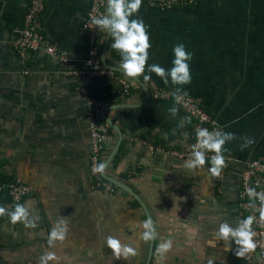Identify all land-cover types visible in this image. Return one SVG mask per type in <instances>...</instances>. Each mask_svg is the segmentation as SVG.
I'll return each instance as SVG.
<instances>
[{
    "label": "crops",
    "instance_id": "crops-1",
    "mask_svg": "<svg viewBox=\"0 0 264 264\" xmlns=\"http://www.w3.org/2000/svg\"><path fill=\"white\" fill-rule=\"evenodd\" d=\"M90 1H44L41 33L79 71L66 76L42 49L19 54L12 46V30L20 26L30 0H0V177L29 187L20 203L27 201L39 217L35 228L0 217V264H38L59 217L70 221L68 239L54 249L60 264L144 263L149 243L139 239V222L146 219L142 209L123 190L114 187L108 194L92 188L85 96L103 102L101 113L122 134L104 175L132 190L156 222L149 264H207L209 259L236 264L223 241L215 248L207 242L220 220L241 218L239 175L246 163L264 158V0H194L189 8L166 11L143 4L139 12L150 33L149 64L170 69L179 42L194 53L191 84L174 86L169 80L165 85L155 74L151 80L161 88L182 87L200 99L217 127L236 134L225 145L229 159L221 177H211L208 164L203 171L179 167L192 145L190 124L179 126L186 117L181 109L176 106L178 114L172 116V102L151 100L126 76L130 92L121 99L114 77L84 70L90 44L82 23ZM103 39L104 34L93 58L118 75L108 44L101 57ZM138 80L148 91L143 77ZM108 133L101 163L118 140L109 126ZM242 137L253 141L243 150ZM109 234L131 242L138 255L114 259L106 245ZM169 238L172 250L158 255L156 247ZM252 264H264V256L256 255Z\"/></svg>",
    "mask_w": 264,
    "mask_h": 264
},
{
    "label": "clouds",
    "instance_id": "clouds-1",
    "mask_svg": "<svg viewBox=\"0 0 264 264\" xmlns=\"http://www.w3.org/2000/svg\"><path fill=\"white\" fill-rule=\"evenodd\" d=\"M143 5V0H106L105 11L99 15H91L90 23L100 31L106 32L111 38V48L119 53L120 62L119 70L124 76L130 79L143 77L145 82L152 79L151 74L159 77L165 85L174 86L189 85L192 82V73L190 61L194 53L186 49L182 42L173 46L174 58L172 67L166 69L159 63L149 64L150 33L145 25L143 18L139 15ZM147 73V74H146ZM175 102L178 104L185 96L188 95L182 87H176L172 93ZM172 116L178 114L176 106L168 109ZM190 118L184 117L180 123L183 127L185 123H190ZM196 142L191 145L190 155L180 165V168L187 170H205L211 177H219L224 168L227 167L228 156L225 155L227 149L225 145L234 139L236 134L225 132L216 127L209 130L205 127H197L195 130ZM244 143L240 145L241 150L249 147L253 141L248 137H242ZM208 153H213L210 157ZM105 164L99 163L93 166L94 174L105 173ZM260 187H246L245 192L249 203L247 207L253 213L258 212L259 217L255 214H249L244 218H238L235 221L220 220L212 238L208 240L210 247H217L220 241L224 242V251H232L233 242L236 245L234 252L238 258H243L246 254L254 252L258 247L256 240L257 235L253 225L257 222L264 223V189L257 191ZM0 217H8L9 222L13 225L23 224L25 228L37 227L39 217L34 216L30 210V205L24 203H15L11 207L0 205ZM69 218L59 217L53 224L47 237V249L39 257L38 264H60L61 257L54 250L68 239L70 235ZM135 223V222H133ZM143 231L139 234V239L145 243L153 242L157 239V225L151 216L139 222ZM106 245L111 249L114 259H127L138 255L137 247L131 242L122 238L120 235L109 234L106 237ZM173 248L171 238L160 243L155 252L163 256ZM207 264H214L209 259Z\"/></svg>",
    "mask_w": 264,
    "mask_h": 264
},
{
    "label": "built area",
    "instance_id": "built-area-1",
    "mask_svg": "<svg viewBox=\"0 0 264 264\" xmlns=\"http://www.w3.org/2000/svg\"><path fill=\"white\" fill-rule=\"evenodd\" d=\"M45 0H30L29 5L22 17L20 26L14 27L12 32L14 39L12 46L19 54L42 49L46 55L57 61V65L60 71L66 76L77 75V71L65 52L59 51L55 44L46 40L41 31L40 14L44 7ZM143 4L147 7L166 11L173 8H181L188 5H193L194 0H143ZM106 0H91L89 9L86 13L85 19L82 23V29L87 33L88 42L90 44L89 57L85 61V71L93 75H104L114 77L119 85L118 96L124 99L130 92L129 79L124 75L112 72L105 69L94 60L96 54L97 43L102 38L104 32L95 28L90 23L91 15H99L105 11ZM111 38L109 37L108 46L113 51L117 64L119 65L120 56L119 53L111 48ZM148 88L149 98L153 101L159 102H172L177 106L184 115L190 118V138L192 144L196 142L195 130L197 127H205L210 131L217 127L212 116L207 113L199 98L192 96H185L178 104L172 93L175 91L173 88H161L158 87L154 81L150 80L145 82ZM86 104V123L89 136V153L87 155L88 172L92 179V188L104 191L111 194L114 191V186L102 178L101 174H94L92 169L96 164L101 163V155L108 140V126L103 121L101 116V110L103 108V102L85 96ZM158 150V149H156ZM173 155H178L176 152H171ZM213 153H208L209 157ZM190 152L186 154L189 157ZM223 173V171H222ZM222 173L219 177L222 176ZM259 184L260 187L257 191L264 189V158L253 160L246 163L239 175L238 189L236 192V205L237 210L241 218L248 216L249 214H255L257 218L259 213H253L247 205L249 203L246 195V187H256ZM5 191L12 203H20L22 199L28 194L29 187L25 184L15 180L7 184L0 183V193ZM257 235L254 238L258 244V247L254 252L246 254L243 258H237L236 264H252L255 256H264V223L257 222L253 225ZM236 245L233 246V251ZM235 254V252H234Z\"/></svg>",
    "mask_w": 264,
    "mask_h": 264
},
{
    "label": "water",
    "instance_id": "water-1",
    "mask_svg": "<svg viewBox=\"0 0 264 264\" xmlns=\"http://www.w3.org/2000/svg\"><path fill=\"white\" fill-rule=\"evenodd\" d=\"M108 40H109V37H108L107 33L105 32L104 33L102 50H101V57L104 54V51H105V49L107 47ZM115 71L123 75V73L119 69H116ZM132 80L136 81L141 87H143L146 95L148 96L147 89L140 83V81L138 79H132ZM113 108L117 109L118 107H113ZM104 110H106V109H104ZM102 113H101V116H102L103 121L107 124V126H109L112 130H114V132H116L117 137H118V140H117L114 148L111 150L110 154L108 155V157L103 162V164H105V166H107L108 162L111 160V157L114 155L115 151L117 150V148L119 146V143H120L121 138H122V134H121L120 130L116 126L112 125L109 122V120H107L106 117ZM101 176H102L103 179H105L107 182H109L115 188L123 190L124 192L129 194L136 201V203L139 205V207L142 209V211H143V213L145 215V218L146 219L148 218V214H147V211H146L144 205L142 204V202L139 199V197L132 190H130L124 184H122V183L118 182L117 180H114V179H112V178H110V177H108V176H106L104 174L101 175ZM152 246H153V242H149L148 250H147L146 257H145V260H144L143 264H149V261H150V258H151ZM3 264H7V263H3Z\"/></svg>",
    "mask_w": 264,
    "mask_h": 264
},
{
    "label": "trees",
    "instance_id": "trees-1",
    "mask_svg": "<svg viewBox=\"0 0 264 264\" xmlns=\"http://www.w3.org/2000/svg\"><path fill=\"white\" fill-rule=\"evenodd\" d=\"M190 6L192 5H188V6H184V7H181V8H189ZM205 110V109H204ZM206 111V110H205ZM207 112V111H206ZM208 113V112H207ZM190 124V123H189ZM14 180L10 179V178H3V177H0V183L1 184H7V183H10V182H13ZM11 203L9 197L7 196L6 192L3 191L0 193V205H2L3 203ZM13 204V203H12Z\"/></svg>",
    "mask_w": 264,
    "mask_h": 264
}]
</instances>
